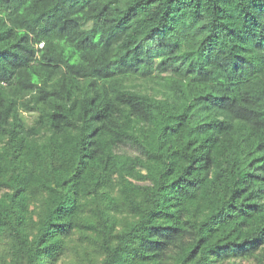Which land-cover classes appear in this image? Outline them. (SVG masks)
Returning a JSON list of instances; mask_svg holds the SVG:
<instances>
[{"label": "trees", "instance_id": "obj_1", "mask_svg": "<svg viewBox=\"0 0 264 264\" xmlns=\"http://www.w3.org/2000/svg\"><path fill=\"white\" fill-rule=\"evenodd\" d=\"M73 236L264 264V0H0V264Z\"/></svg>", "mask_w": 264, "mask_h": 264}, {"label": "rangeland", "instance_id": "obj_2", "mask_svg": "<svg viewBox=\"0 0 264 264\" xmlns=\"http://www.w3.org/2000/svg\"><path fill=\"white\" fill-rule=\"evenodd\" d=\"M68 244L69 246L65 256L57 264H92L90 261L93 256L87 250L84 251L78 247L77 236H73Z\"/></svg>", "mask_w": 264, "mask_h": 264}, {"label": "clouds", "instance_id": "obj_3", "mask_svg": "<svg viewBox=\"0 0 264 264\" xmlns=\"http://www.w3.org/2000/svg\"><path fill=\"white\" fill-rule=\"evenodd\" d=\"M39 47H42V45H39Z\"/></svg>", "mask_w": 264, "mask_h": 264}]
</instances>
